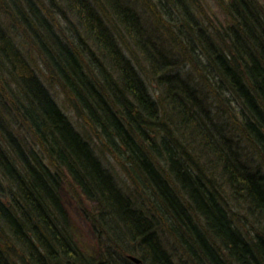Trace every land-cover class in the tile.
Returning <instances> with one entry per match:
<instances>
[{"label": "trees", "instance_id": "1", "mask_svg": "<svg viewBox=\"0 0 264 264\" xmlns=\"http://www.w3.org/2000/svg\"><path fill=\"white\" fill-rule=\"evenodd\" d=\"M0 264H264V0H0Z\"/></svg>", "mask_w": 264, "mask_h": 264}, {"label": "rangeland", "instance_id": "2", "mask_svg": "<svg viewBox=\"0 0 264 264\" xmlns=\"http://www.w3.org/2000/svg\"><path fill=\"white\" fill-rule=\"evenodd\" d=\"M34 68H36V70L38 71L39 65H37V67L34 66ZM49 89L54 95L57 102L59 103L61 109L67 114V116L69 117V119H71L72 123L77 127V129L81 131L78 119L75 117L74 112L69 108V106L65 102L64 97L60 93L58 88L55 86H52ZM103 161L109 168L114 170L118 178H121V179L124 178V176L119 170V167L117 166V164L114 162V160L111 157H105ZM60 195L70 214L71 220L73 224L75 225V230L77 231L81 242L85 246L92 249L94 245L93 234L90 229V226L84 219V216L82 215V212L79 206H77V204L71 199V197L68 194V191H66L64 188L60 189Z\"/></svg>", "mask_w": 264, "mask_h": 264}, {"label": "water", "instance_id": "3", "mask_svg": "<svg viewBox=\"0 0 264 264\" xmlns=\"http://www.w3.org/2000/svg\"><path fill=\"white\" fill-rule=\"evenodd\" d=\"M131 258V260H133L134 262H136V263H138L139 261L136 259V258H134V257H130Z\"/></svg>", "mask_w": 264, "mask_h": 264}]
</instances>
